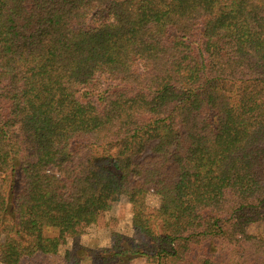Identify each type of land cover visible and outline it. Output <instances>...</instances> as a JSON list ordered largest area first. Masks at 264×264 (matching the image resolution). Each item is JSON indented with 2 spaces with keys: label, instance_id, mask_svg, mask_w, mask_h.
<instances>
[{
  "label": "trees",
  "instance_id": "1",
  "mask_svg": "<svg viewBox=\"0 0 264 264\" xmlns=\"http://www.w3.org/2000/svg\"><path fill=\"white\" fill-rule=\"evenodd\" d=\"M258 224L264 0H0V264H264Z\"/></svg>",
  "mask_w": 264,
  "mask_h": 264
},
{
  "label": "rangeland",
  "instance_id": "2",
  "mask_svg": "<svg viewBox=\"0 0 264 264\" xmlns=\"http://www.w3.org/2000/svg\"><path fill=\"white\" fill-rule=\"evenodd\" d=\"M158 198L149 194L146 198L147 208L152 210L157 206ZM251 234L264 233V225L258 224L249 228ZM69 236V235H68ZM54 254H37L24 258L19 264H89V259L81 253L82 246L90 248L113 247L118 238L130 237L139 239L131 223L129 206L125 200L114 204L112 209L98 217L95 224L81 229L80 248L72 249L71 237H68ZM75 252V253H74ZM77 256L78 261H75ZM95 262V263H94ZM93 264H98L94 261ZM129 264H149L143 259H136Z\"/></svg>",
  "mask_w": 264,
  "mask_h": 264
}]
</instances>
